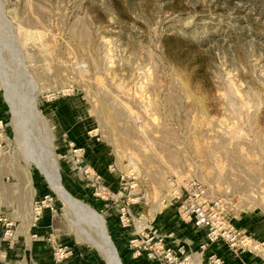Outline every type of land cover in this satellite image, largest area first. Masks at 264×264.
Instances as JSON below:
<instances>
[{
	"label": "rangeland",
	"instance_id": "374dc122",
	"mask_svg": "<svg viewBox=\"0 0 264 264\" xmlns=\"http://www.w3.org/2000/svg\"><path fill=\"white\" fill-rule=\"evenodd\" d=\"M0 111L4 168L37 178L33 208L89 264H109L94 242L102 217L117 247L109 207L120 224L142 204L185 223L186 182L220 229L259 232L264 264V0H0ZM86 138L105 147L117 188L89 165ZM50 160L94 214L53 190L35 164Z\"/></svg>",
	"mask_w": 264,
	"mask_h": 264
},
{
	"label": "crops",
	"instance_id": "0c3cea01",
	"mask_svg": "<svg viewBox=\"0 0 264 264\" xmlns=\"http://www.w3.org/2000/svg\"><path fill=\"white\" fill-rule=\"evenodd\" d=\"M1 116L0 111V118ZM2 135L3 131L0 130V136ZM96 141L86 138L83 144L87 159L90 161L89 165L103 177L106 184L117 188V176L112 174L113 165L109 160V154L105 152L103 144ZM5 163V160L0 159V219L11 223L12 227L11 235L6 236L7 229L0 223V264H89L84 252L69 247L68 244L63 245L55 237L54 217L47 208L43 210L36 225H33V206L39 197L42 198L38 180L33 175L23 176L20 165L15 161L12 171L4 168ZM157 207L155 212L145 208L143 204L142 207L129 208L134 212V222L128 227L120 224L119 218H115L116 215H113L109 207L110 230L124 264H166L150 259L146 255L140 257L134 255L131 241L144 230L164 236L166 243L174 249L179 245H185L188 252L192 253L193 264H208L213 255L220 257L223 264H262L260 250L253 253L241 248L235 250L221 240L207 245L206 250L202 249L208 241V230L205 227L183 223L177 215L170 216V209L173 208L164 210V206ZM173 212H176V209H173ZM241 233L245 234L246 231ZM247 234L255 243H261L258 231ZM57 248H67L70 251L61 262L55 259Z\"/></svg>",
	"mask_w": 264,
	"mask_h": 264
},
{
	"label": "built area",
	"instance_id": "2783aa9c",
	"mask_svg": "<svg viewBox=\"0 0 264 264\" xmlns=\"http://www.w3.org/2000/svg\"><path fill=\"white\" fill-rule=\"evenodd\" d=\"M2 128V121H0ZM81 150H75L78 153ZM205 191L201 185L194 182H186L182 186L181 194L177 199L180 201V213L185 223H192L196 227H205L208 230L207 239L209 243L224 241L232 248H242L248 252H257L261 244L255 243L246 234L231 228H219L215 220L214 206L211 207L206 201H203ZM42 215V208L34 209L33 225L39 221ZM121 224L128 227L133 224L134 219L129 214V209L124 207L121 211ZM0 223L7 229L6 236L11 235L10 228L12 224L4 219H0ZM131 247L135 256L146 255L148 258L164 262L166 264H183V256L186 255L187 248L185 245H179L177 249L166 243L164 236H159L150 231L139 232L137 238L131 241ZM70 254L67 248H58L55 250V259L59 262L66 259ZM211 264H223L222 259L211 258Z\"/></svg>",
	"mask_w": 264,
	"mask_h": 264
},
{
	"label": "bare ground",
	"instance_id": "6f19581e",
	"mask_svg": "<svg viewBox=\"0 0 264 264\" xmlns=\"http://www.w3.org/2000/svg\"><path fill=\"white\" fill-rule=\"evenodd\" d=\"M33 109L36 108L34 107ZM13 111L15 117H18L17 115L18 112L14 110V106H13ZM35 164L39 166V168L42 170V173L45 175L46 179L48 180L53 190L59 195V197L63 200L64 203H66L68 207H71V209L73 208L76 211H80L81 209L85 213L94 214V212L86 208L82 202L76 201L68 195V193L65 191V189L62 187L60 183V179L57 175V170L55 169L54 166L51 167V164L53 165V162L51 160L49 162L47 161L46 164L39 162L37 163L35 162ZM49 164L51 168L48 169ZM96 225H97L96 228L98 229L100 234L101 241H94L95 245L99 247V249L102 251L105 257H107V262H109V264H119L117 260V256L115 254L114 247L110 244L106 236V232L104 230L103 224H101L98 220Z\"/></svg>",
	"mask_w": 264,
	"mask_h": 264
},
{
	"label": "water",
	"instance_id": "95a60500",
	"mask_svg": "<svg viewBox=\"0 0 264 264\" xmlns=\"http://www.w3.org/2000/svg\"><path fill=\"white\" fill-rule=\"evenodd\" d=\"M96 213H97V212H96ZM97 214H98V213H97ZM100 216H101V215H100ZM101 217H102V216H101ZM102 221H103V225H104V228H105L106 236H107V238H108L110 244L114 247V250H115V252H116L117 260H118L119 264H122L121 259H120V257H119V253H118V251H117V248L115 247L113 241L111 240V238H110V236H109V234H108V231H107V229H106L105 221H104L103 217H102Z\"/></svg>",
	"mask_w": 264,
	"mask_h": 264
}]
</instances>
